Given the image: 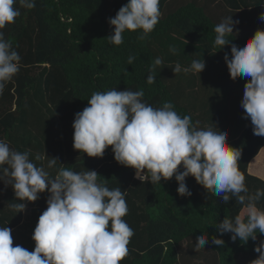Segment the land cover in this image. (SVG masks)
Listing matches in <instances>:
<instances>
[{"label": "trees", "instance_id": "1", "mask_svg": "<svg viewBox=\"0 0 264 264\" xmlns=\"http://www.w3.org/2000/svg\"><path fill=\"white\" fill-rule=\"evenodd\" d=\"M175 1L160 0L161 17L154 30L143 39L139 38L141 30L125 31L120 45L105 39L113 32L108 20L128 0H36L33 9H21L15 22L0 30L21 56L19 72L0 95V139L13 150L28 151L38 166L46 165L47 160H35L37 156L58 158L61 165L46 169L53 175L60 167L76 172L95 170L110 189L120 187L126 192L128 213L123 219L134 235L120 264H192L201 252L211 258L205 264H249L257 258L254 247L264 236L258 233L255 241L249 238L243 243L232 241L231 233L215 231L224 217L239 214L241 206L235 198L224 203L191 176L185 180L191 196H180L174 177L157 184L141 183L134 178V169L114 160L110 147L100 158L72 147L74 115L87 106L94 92L142 90V100L153 107L171 102L179 115L198 121L199 128L212 123L225 130L226 143L241 152L239 169L246 186L253 193L264 189V136L254 135L250 119L243 118L240 88L244 84L205 94L199 90V75L172 71L176 63L183 68L193 59L205 62L208 55L226 64L223 57L230 55L231 43L239 46L250 37L241 40L231 35L230 44L219 50L214 46V27L219 22L211 7L193 2L169 10ZM222 1L231 12L258 8L264 2ZM130 56L135 57L131 65ZM157 57L163 64L151 72L155 82L148 84L149 68ZM239 79L229 77L228 82L238 83ZM48 195L45 190L17 212L11 205L21 201L14 197L11 186L0 181V227L11 229L13 246L34 250L31 237ZM258 207L264 208V197ZM198 235H207L209 243L196 252L193 247ZM213 236L223 239L224 246L212 244ZM186 249L190 257H186Z\"/></svg>", "mask_w": 264, "mask_h": 264}, {"label": "clouds", "instance_id": "2", "mask_svg": "<svg viewBox=\"0 0 264 264\" xmlns=\"http://www.w3.org/2000/svg\"><path fill=\"white\" fill-rule=\"evenodd\" d=\"M35 6L36 0H0V30L14 23L21 9ZM160 17V0H128L108 20L113 32L105 39L120 45L125 31L137 30L143 39ZM259 19L264 22V12ZM238 23L231 16L218 23L214 46L220 50L229 45L232 39L228 37ZM170 51L176 50L170 47ZM134 59L130 56L128 64ZM223 59L230 78H250L243 86L240 107L243 118L250 119L253 134L264 136V29L258 28L239 46L231 43L230 55L225 53ZM20 61L21 56L0 31V95L19 72ZM162 64V58H155L146 78L148 84L155 82L151 72ZM204 68L203 59H193L183 68L176 63L172 71L199 75ZM143 96L142 90L94 92L87 106L74 115L73 149L100 158L110 147L114 160L134 169V178L141 183L157 184L174 177L180 196H191L185 183L191 176L207 192L222 197L224 203L235 198L241 206L234 218L224 217L216 223L217 233H231L232 241L243 243L249 238L255 241L258 233L264 236V208L258 207L264 189L253 193L246 186L239 169L241 152L226 143V131L212 123L199 128L198 121L193 123L189 115H179L171 102L153 107L142 100ZM40 159H46V165L38 166L28 151L13 150L0 139V181L11 186L14 197L21 201L11 207L22 212L25 202H35L45 190L49 194L31 237L34 250L13 246L11 229L0 227V264H120L134 235L123 219L128 213L126 192L120 187L110 189L95 170L76 172L60 167L53 175L46 169H55L58 158L35 157ZM208 243L207 235H198L193 248L199 252ZM211 243L224 246V240L216 236ZM254 251L258 256L249 264H264V239Z\"/></svg>", "mask_w": 264, "mask_h": 264}, {"label": "crops", "instance_id": "3", "mask_svg": "<svg viewBox=\"0 0 264 264\" xmlns=\"http://www.w3.org/2000/svg\"><path fill=\"white\" fill-rule=\"evenodd\" d=\"M197 2L198 4L204 6L208 5L211 7L212 13L216 14L215 19L220 23L225 17L231 16L234 21H239L237 25H235L233 29V36L238 39H243L244 37H251L254 32L259 29H264V22L260 21L259 16L262 12H264V2L258 8L242 10L239 12H231L230 8L226 6V3L222 0H211V2H207V0H184V3H193ZM174 5V4H172ZM178 6H175L176 8ZM173 7L171 6V9ZM168 11V10H166ZM238 29V32H237ZM226 64H222L217 57H213L212 55H208L205 59V68L203 71L199 73V78L201 79V87L199 90L205 94H219L217 90L223 89H236L237 85L245 84L247 79L250 78H242L239 77L238 83H229L228 78L229 73L226 72ZM194 75L198 76V74ZM237 79V78H236ZM200 86V85H199ZM243 88L241 85L240 90Z\"/></svg>", "mask_w": 264, "mask_h": 264}, {"label": "rangeland", "instance_id": "4", "mask_svg": "<svg viewBox=\"0 0 264 264\" xmlns=\"http://www.w3.org/2000/svg\"><path fill=\"white\" fill-rule=\"evenodd\" d=\"M184 4V0H176L174 5H172V7L174 8L175 6H182ZM169 10H171V7H169ZM204 254L205 255V258L204 256L202 255ZM191 255L189 254L188 250L186 249V257H190ZM192 261H194L192 264H197L198 262H200L201 264H205V263H210L211 262V258L208 254L204 253V252H201L199 255H198V258L197 260L195 261L194 258L192 259ZM191 261V262H192Z\"/></svg>", "mask_w": 264, "mask_h": 264}]
</instances>
